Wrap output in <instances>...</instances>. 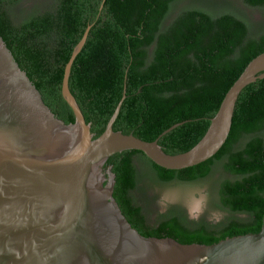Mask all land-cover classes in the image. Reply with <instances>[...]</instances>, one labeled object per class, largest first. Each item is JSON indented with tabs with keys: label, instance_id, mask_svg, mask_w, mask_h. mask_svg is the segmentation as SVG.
I'll use <instances>...</instances> for the list:
<instances>
[{
	"label": "trees",
	"instance_id": "1",
	"mask_svg": "<svg viewBox=\"0 0 264 264\" xmlns=\"http://www.w3.org/2000/svg\"><path fill=\"white\" fill-rule=\"evenodd\" d=\"M184 1L0 0V35L56 117L72 124L74 112L62 95L65 68L93 25L70 77L92 132L104 133L127 84L115 131L153 142L183 123L160 140L167 154L177 155L199 143L227 92L264 53V27L257 29L231 12L187 7ZM243 3L264 11V0ZM221 165L233 178L215 187L214 202L230 217L214 224L192 220L180 207L166 213L155 209L153 184L206 180ZM109 167L116 175L115 199L145 237L212 245L261 232L264 79L242 92L231 135L209 161L174 171L134 150L111 157Z\"/></svg>",
	"mask_w": 264,
	"mask_h": 264
},
{
	"label": "water",
	"instance_id": "2",
	"mask_svg": "<svg viewBox=\"0 0 264 264\" xmlns=\"http://www.w3.org/2000/svg\"><path fill=\"white\" fill-rule=\"evenodd\" d=\"M92 28L65 68L62 95L74 112L72 124L56 117L0 35V264H264V217L261 232L212 245L145 237L123 214L114 197L116 175L105 169L114 155L134 150L174 171L214 158L231 135L242 92L264 79V53L227 92L199 143L171 155L160 140L183 123L153 142L115 131L127 84L104 133L92 132L70 89Z\"/></svg>",
	"mask_w": 264,
	"mask_h": 264
},
{
	"label": "rangeland",
	"instance_id": "3",
	"mask_svg": "<svg viewBox=\"0 0 264 264\" xmlns=\"http://www.w3.org/2000/svg\"><path fill=\"white\" fill-rule=\"evenodd\" d=\"M184 2L187 7L205 8L214 14L231 12L249 21L257 29L264 27V11L247 7L243 0H185ZM239 147L240 145L237 146ZM232 178L221 165L216 167L206 180L193 183L175 181L168 184H153L151 193L157 199L155 209L158 213H166L171 208L180 207L187 211L192 220L206 219L214 224L219 223L231 215L217 209L214 189L221 181Z\"/></svg>",
	"mask_w": 264,
	"mask_h": 264
},
{
	"label": "flooded vegetation",
	"instance_id": "4",
	"mask_svg": "<svg viewBox=\"0 0 264 264\" xmlns=\"http://www.w3.org/2000/svg\"><path fill=\"white\" fill-rule=\"evenodd\" d=\"M106 176H107V182H108V180H109V176H108V174L106 173Z\"/></svg>",
	"mask_w": 264,
	"mask_h": 264
}]
</instances>
